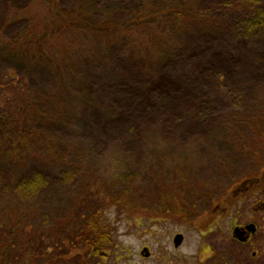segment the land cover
Segmentation results:
<instances>
[{"label": "rangeland", "instance_id": "obj_1", "mask_svg": "<svg viewBox=\"0 0 264 264\" xmlns=\"http://www.w3.org/2000/svg\"><path fill=\"white\" fill-rule=\"evenodd\" d=\"M28 1L0 0V39L13 38L25 28L27 21L18 15V12H24ZM80 1L82 0H60V3L63 7L72 9ZM91 1L94 3L95 14L102 17L112 8H125L149 0ZM150 1H157L155 4L181 2L189 11L194 8L196 13L204 11L207 7L229 2V0ZM232 1L234 2L232 19L227 21L226 18L229 16L225 19L223 15L219 17L225 21V25L228 22L227 25L233 35L241 39L244 33L241 19L252 14V10L244 3ZM187 24L188 27L180 33L178 40L188 43L193 48L194 60L199 62L201 68L194 70L195 67H192L189 57L178 56L176 53L168 57L165 64L168 72L178 76L180 71L187 81L179 92L180 96L200 98L217 94L221 86L218 80L219 72L223 73L222 68L219 69L216 65L219 54H223L229 60L230 67L225 68L224 74L225 79L229 78L228 82H232L234 86L235 79L249 83L259 76L253 78L261 72L260 66L264 63L261 65L256 63L249 50H245L239 65L238 59L235 58L236 53L234 55L224 39L208 35L200 26V22L193 21ZM252 42H255V39ZM90 44L93 45L92 42ZM1 48L0 67L5 63ZM115 51L116 48L115 50L111 48V54L103 59L91 56L86 46L81 47L78 56H74L77 59L73 62L75 68L72 77L69 75L70 72L60 77L55 71L43 67L32 73L34 86H41L46 91L55 86H63L62 90L65 91V87L71 83L65 96L68 100L69 114L74 118L72 122L74 125L55 123L50 128V134L54 133L53 136L60 139L65 138L66 146L72 148L68 158L70 163L61 166L59 171L48 177L49 186L43 193L40 192V195L19 186L23 167L15 162L1 163L0 216L8 214L17 204L26 206L31 201H36L38 196L48 194L50 202L45 204L44 201L46 208L33 214L32 219L40 222L41 227L52 229L51 227L58 221L70 215L69 212L73 208L79 206V195L87 186L91 184L94 186L99 180L104 191L105 189L110 191V195H107L109 199L106 202L99 201V204L96 199L97 189L93 188L91 192H87L88 195H92L93 202L90 203L93 206L95 203L98 209L102 206L98 211V217L111 241L104 247L102 255L76 252L67 263L264 264V175L260 174L264 167V154L260 156L252 153L236 154L234 148L233 150L224 145L223 139L219 140L221 137L218 136L222 133L210 129V126H206L210 129L207 137L197 136L188 139L180 133H168L169 130L176 129L178 121L173 117L165 123L164 133L158 132L156 135L153 133L150 138H142L136 128L137 124L143 123L157 111L167 112L175 99L169 93L154 92L150 94V98L153 96L152 101H149L137 91L119 88L110 76L117 73V78L120 79L123 67H127L131 72L139 62L131 60L126 52L125 61H122L119 58L122 55ZM84 60H88L96 67L90 69V74H86V70L83 69L86 63ZM122 63L125 65H121ZM28 68L33 71L32 67ZM234 69L238 71L235 77L230 74ZM107 77L110 80H107ZM222 92V95H225L223 90ZM226 97L229 103L230 96ZM202 107L204 110L208 108L206 101H203ZM119 113L124 114L122 119L116 115ZM201 114L204 115L202 112ZM201 118L197 117L199 129L205 128L206 125L205 118ZM44 146L36 147L35 156L31 158L35 162V169L31 167L24 169L23 172H32L31 175L42 173L40 157H47L50 152L46 145ZM219 157L234 159L231 164L225 166V172L222 174L221 171L214 170L213 165ZM244 162H248L247 166ZM258 167L261 168L259 171ZM166 171L169 172L168 177L164 175ZM171 177L177 179L170 180ZM256 179L261 185L255 189L257 194H252L241 202H234L226 215L218 214L219 212L213 214L214 222L211 216L206 217V214L220 204L225 196L233 194V187L239 186L243 181ZM187 180L189 185H184ZM176 181L181 187L189 186L180 205L178 200H182L181 196L177 195L179 198H176L174 194L170 197L165 194L170 183L176 184ZM196 190L198 193L195 196ZM194 204L198 206V210L193 207ZM167 209L172 212L167 213ZM193 209L195 212H192ZM78 210L76 215L83 219L84 214L80 215V209ZM174 210L184 212L176 214ZM81 211L84 213V210ZM186 211L191 214L188 213L190 218L186 216ZM247 221L258 224L253 244H242L233 239L234 224ZM178 233L184 235V241L177 247L174 237ZM144 248L148 249L150 253L148 256L145 255ZM255 251L257 253L254 256Z\"/></svg>", "mask_w": 264, "mask_h": 264}, {"label": "trees", "instance_id": "obj_2", "mask_svg": "<svg viewBox=\"0 0 264 264\" xmlns=\"http://www.w3.org/2000/svg\"><path fill=\"white\" fill-rule=\"evenodd\" d=\"M237 1L252 10V14L241 19L244 28L241 39L236 38L228 27V22L225 25V21L219 17L223 15L225 19L229 16L227 21L232 19V0L207 7L198 13L194 12V8L189 11L181 2L155 4L157 1L149 0L117 8L120 10L112 8L102 17L95 14L91 0H82L72 9L63 7L60 0H29L24 12H18L27 21L25 28L13 38L0 39L5 62L0 67V167L5 161L15 162L23 167L19 186L40 195L49 186L48 177L59 171L61 166L69 165L68 158L72 148L66 146L65 138L60 139L53 136L54 133L50 134V128L55 123L74 125L65 96L71 83L65 87V91L62 90L63 86H55L46 91L41 86H34L32 73L43 67L55 71L60 77L70 72L72 77L75 68L73 62L77 59L74 56H78L79 49L85 46L93 57L105 59L111 54V48H116L115 53L122 55L119 57L122 61H125L126 52L131 60L139 62L131 72L127 67H123V71L118 69L121 71L120 79L117 78V73L111 75L113 78L110 76L119 88L137 91L149 101H152L153 96L150 98V94L154 92H166L174 97L175 101L167 112L157 111L143 123L137 124L136 128L142 138H150L153 133H164L165 123L173 117L178 121L176 129L169 130L168 133H180L189 139L207 137L213 128L222 133L218 136L221 137L219 140L223 139L224 145L234 148L236 154H264V0ZM193 21L200 22L208 35L224 39L234 55L236 53L239 65L245 50H249L254 61L259 65L263 64L260 66L261 72L253 78L259 76L252 78L254 81L249 83L235 79L234 86L232 82H228L229 78L225 79L224 74L225 68L230 67L229 60L219 54L216 65L219 69L222 68L223 73L219 72L221 86L217 94L200 98L180 96L179 92L187 84L186 78L180 71L178 76L171 75L165 64L168 57L176 53L178 56L189 57L194 70L201 68L199 62L194 60L193 48L178 40L180 33L188 27L187 23ZM253 39L255 42H252ZM84 62L83 69L86 74H90V69L96 67L88 60ZM256 63L253 64L257 65ZM237 73L234 69L230 74L235 77ZM222 90L225 95H222ZM226 96H230L229 103ZM203 101L208 106L205 110L202 107ZM116 115L120 119L124 116L123 113ZM196 116L205 118V128H198ZM206 126H210V129ZM39 143H45L50 151L47 157H40L42 173L31 175L32 172H23L27 168L35 169V162L31 158L35 156L36 147H45ZM233 161L234 159L219 157L213 164L214 170H219L222 174L225 166ZM247 163L244 162V165L247 166ZM168 173L166 171L164 175L168 177ZM260 174L264 175V167ZM176 177H171L170 180H176ZM258 180L251 182L260 187ZM177 182L170 183L165 194L169 197L174 194L176 198H179L177 195L181 196L182 200H178L180 205L189 186L184 188ZM100 184L97 180L94 186L91 184L80 192L77 208L80 209V215L84 214L83 219L76 215L79 210L75 207L65 217V221H58L52 229L43 228L40 222L32 219L33 214L41 212L46 208L45 204L50 202L48 194L38 196L36 201H31L26 206L17 204L8 214L0 216V264H69L67 261L76 252L102 255L111 239L98 217L102 206L99 209L96 206L99 201L106 202L109 199L107 195H110V191H104ZM184 185H189V180ZM93 188L97 189L95 206L91 204L92 195L87 192H91ZM197 193V190L194 191L195 196ZM193 207L198 210L197 205L194 204ZM166 211L172 212L170 209ZM173 212L178 214L184 211ZM188 213L186 216L190 218Z\"/></svg>", "mask_w": 264, "mask_h": 264}, {"label": "flooded vegetation", "instance_id": "obj_3", "mask_svg": "<svg viewBox=\"0 0 264 264\" xmlns=\"http://www.w3.org/2000/svg\"><path fill=\"white\" fill-rule=\"evenodd\" d=\"M243 181L239 186L233 187V196L230 194V196H225L223 198V201L220 204H217L216 207L209 211L206 214V217L211 216V220L213 219V222L215 221L213 218V214L216 213L221 215H226L227 212H230L229 207L234 204V202H241L244 200V198L250 197L252 194H257L255 189L258 187L253 185L251 181ZM248 183V184H247ZM237 222V220H235ZM257 222L253 221H247L245 223H235L233 226V239L241 242L242 244H253V237L258 231ZM239 227L240 228V234L235 233V229ZM257 251H255L254 256L256 255ZM150 254V253H149Z\"/></svg>", "mask_w": 264, "mask_h": 264}, {"label": "water", "instance_id": "obj_4", "mask_svg": "<svg viewBox=\"0 0 264 264\" xmlns=\"http://www.w3.org/2000/svg\"><path fill=\"white\" fill-rule=\"evenodd\" d=\"M235 233L236 234H240V228L239 227H237L235 229ZM183 240H184V235L182 233H178L175 236V238H174L175 246H177V247L180 246L182 244ZM144 251H146V254L145 255L148 256L149 255L148 249L147 248H144Z\"/></svg>", "mask_w": 264, "mask_h": 264}]
</instances>
